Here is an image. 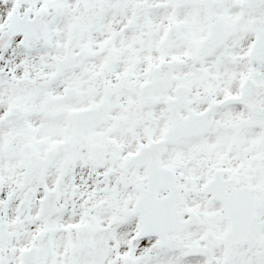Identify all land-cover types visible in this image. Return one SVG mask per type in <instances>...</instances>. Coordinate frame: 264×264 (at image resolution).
<instances>
[{
	"label": "snow or ice",
	"instance_id": "1",
	"mask_svg": "<svg viewBox=\"0 0 264 264\" xmlns=\"http://www.w3.org/2000/svg\"><path fill=\"white\" fill-rule=\"evenodd\" d=\"M0 264H264V0H0Z\"/></svg>",
	"mask_w": 264,
	"mask_h": 264
}]
</instances>
